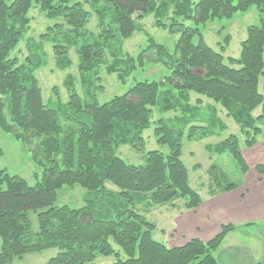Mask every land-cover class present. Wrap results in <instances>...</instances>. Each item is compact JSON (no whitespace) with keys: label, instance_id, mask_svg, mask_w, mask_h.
Segmentation results:
<instances>
[{"label":"trees","instance_id":"obj_1","mask_svg":"<svg viewBox=\"0 0 264 264\" xmlns=\"http://www.w3.org/2000/svg\"><path fill=\"white\" fill-rule=\"evenodd\" d=\"M253 6L259 10L260 24L247 27L238 57L224 55L231 34L219 42V50L207 44L203 33L207 23L231 19ZM34 7L49 19H63L55 25L60 30L70 28L61 39L59 35L52 39L61 69L71 64L69 47L87 36L83 30L92 12L99 21L98 37L78 50L86 95L82 97L73 77H67L64 108H49L43 100L35 75L42 64L39 53L23 62L13 56L30 31L29 12ZM150 15L155 26L178 35L173 49L149 34L147 46L137 56L112 44L117 37L145 31L138 21ZM225 30L222 27L219 34ZM40 39L51 37L46 33ZM107 52L113 58L107 72L116 73L124 83L147 61L164 66L168 73L160 80L138 81L126 93L100 103L96 94L102 86L97 83ZM263 76L264 0H0V129L29 142L31 150L35 144L33 157L43 168L34 185L0 169V264L49 249L58 253L44 264H97L100 256H114L111 264H217V250L237 226L224 225L208 241L194 237L182 246L168 247L154 239L156 225L136 207L144 202L174 206L184 198L189 210L201 205L182 160L184 138L192 141L226 129L219 105L239 124L245 144L253 147L262 133L258 121L264 119V95L259 90ZM192 93L213 102L207 107V120L201 116L204 101L192 102ZM260 106L262 113L255 117ZM155 107L176 114L172 123L164 118L155 122L157 143L168 152L151 150L143 164H130L119 148L144 150V132L151 127ZM206 148L231 153L242 172H249L237 135ZM256 169L264 176V163ZM210 172L219 191L238 187L221 181L216 164ZM108 183L117 190L109 189ZM65 186L88 191L84 206L56 204L58 191ZM215 191L211 189L212 194ZM31 212L37 215L38 231L33 230Z\"/></svg>","mask_w":264,"mask_h":264},{"label":"rangeland","instance_id":"obj_2","mask_svg":"<svg viewBox=\"0 0 264 264\" xmlns=\"http://www.w3.org/2000/svg\"><path fill=\"white\" fill-rule=\"evenodd\" d=\"M198 1V0H193ZM91 9L90 7H87ZM31 17L30 31L20 42L17 49L13 52V56L18 57L23 62L27 56L39 53L42 64L36 70L35 75L38 79L39 86L42 89V96L45 104L49 108H64L68 101V91L66 89L65 80L72 76L78 93L85 97V88L82 85L79 73V48L86 42H92L98 37L100 27L98 19L92 12V17L83 30L87 33L85 38H77V45L69 47L68 56L71 64L64 69L58 67V58L53 50L54 37L67 33L65 30L70 29L67 25L63 29L57 28V23H64L63 19H49L38 8L34 7L30 10ZM145 31H135L129 38L117 37L113 40V45L120 47L124 54L137 56L143 48L147 46L148 36L151 35L156 41L165 44L169 49H173L178 35L170 34L168 30H164L155 26L153 15L138 21ZM260 24V14L256 6H253L247 12H238L231 19H216L207 23L203 28V33L207 44L216 50H219V42L223 41L226 34H231V42L227 46L224 53L226 57H238L241 53L242 42L247 37V27L250 25ZM225 27V32L220 35L219 31ZM51 28V30H49ZM60 30V32H58ZM51 40L41 41L40 35L46 34ZM71 37V36H70ZM72 39V38H71ZM62 43L65 44L64 40ZM106 63L101 65L99 76L101 81L97 86H102V90H97L98 100L104 103L112 99L114 96L122 95L128 91L138 81L144 80H160L168 70L159 64L147 61L143 69L137 70L131 75L127 81L122 82L116 73H108L106 65L112 63L113 58L107 52ZM259 90L264 95V76L261 77ZM59 98V100H58ZM201 98L204 103L202 105L201 115L205 120L210 115L208 105L213 104L205 97H199L192 93V102ZM219 117L226 124V129L218 131L216 134L189 141L185 136L183 141L182 160L188 170L189 183L202 198L201 205L195 210L186 208L185 203L188 199H178L175 205H151L150 202L141 203L136 207L149 221L156 224L157 228L153 232L155 240L164 243L168 247H175L185 244L194 237L202 240H209L222 231L224 225L237 223L242 220L239 213L241 203H249L257 207V214L264 212V176L261 175L256 167L258 164L264 163V119L258 121V126L262 129V133L257 137V143L253 147L245 144V136L242 134L240 126L233 118L226 116L225 110L219 105ZM262 113V107H258L254 111V116L258 117ZM175 112L161 113L157 107L154 108L151 119V127L144 132L145 148L137 151L129 145L119 148L120 156L130 164H143L145 162V154L148 151L159 149L165 153L168 148L162 147L157 143L154 136L155 122L159 118L169 120L174 118ZM171 122V121H170ZM172 123V122H171ZM204 125V123H199ZM237 135L240 140V146L250 171L244 174L231 153L223 154L213 153L207 150V145L215 146L219 142L225 140L230 135ZM187 135V130H186ZM37 149L35 144H32ZM30 149V143L15 138L13 133H8L0 129V169H6L12 175H19L24 178L30 185H34L37 179L41 177L43 168L34 160L35 150ZM212 164H216L219 177L223 183H236L238 187L232 192H221L214 185L210 168ZM109 189L117 190V188L108 183ZM211 189L216 190L215 194L211 193ZM88 191L80 186H65L58 191L57 205H69L71 207H82L85 204V197ZM249 194L247 200L243 199V194ZM94 193H91L92 196ZM242 198V199H241ZM243 201V202H242ZM244 204L243 206H246ZM31 223L34 231H38L37 215L33 212L30 214ZM262 221L258 222L264 227V215ZM242 235V234H235ZM263 249L260 255V262L264 264V243L260 245ZM58 253V249H49L41 253H32L26 255L23 259H15L9 264H44L50 258ZM115 262L114 256H100L97 264H111Z\"/></svg>","mask_w":264,"mask_h":264},{"label":"crops","instance_id":"obj_3","mask_svg":"<svg viewBox=\"0 0 264 264\" xmlns=\"http://www.w3.org/2000/svg\"><path fill=\"white\" fill-rule=\"evenodd\" d=\"M248 195L244 193L243 199H241L247 200ZM246 203H241L239 213L242 215V220L237 223V229L227 234L216 252L217 264H263L260 262V255L263 251L260 245L264 243V227L257 223L262 221L264 212L257 214V207L254 204L249 205V203ZM244 204L246 206H243ZM237 233L242 235H235Z\"/></svg>","mask_w":264,"mask_h":264}]
</instances>
